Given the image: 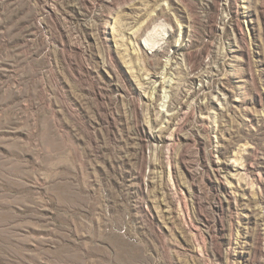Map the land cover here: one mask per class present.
Wrapping results in <instances>:
<instances>
[{"label":"rangeland","instance_id":"374dc122","mask_svg":"<svg viewBox=\"0 0 264 264\" xmlns=\"http://www.w3.org/2000/svg\"><path fill=\"white\" fill-rule=\"evenodd\" d=\"M0 264H264V0H0Z\"/></svg>","mask_w":264,"mask_h":264},{"label":"bare ground","instance_id":"6f19581e","mask_svg":"<svg viewBox=\"0 0 264 264\" xmlns=\"http://www.w3.org/2000/svg\"><path fill=\"white\" fill-rule=\"evenodd\" d=\"M150 46V45H149ZM152 48H154V46H151Z\"/></svg>","mask_w":264,"mask_h":264}]
</instances>
